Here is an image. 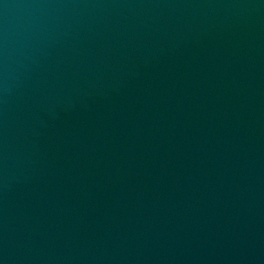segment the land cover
Instances as JSON below:
<instances>
[{"label": "water", "instance_id": "obj_1", "mask_svg": "<svg viewBox=\"0 0 264 264\" xmlns=\"http://www.w3.org/2000/svg\"><path fill=\"white\" fill-rule=\"evenodd\" d=\"M0 264H264V0H0Z\"/></svg>", "mask_w": 264, "mask_h": 264}]
</instances>
